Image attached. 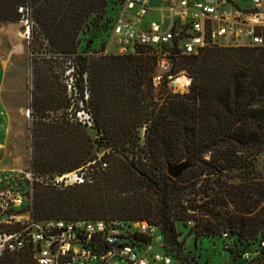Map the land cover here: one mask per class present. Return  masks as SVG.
I'll list each match as a JSON object with an SVG mask.
<instances>
[{"label": "trees", "instance_id": "obj_1", "mask_svg": "<svg viewBox=\"0 0 264 264\" xmlns=\"http://www.w3.org/2000/svg\"><path fill=\"white\" fill-rule=\"evenodd\" d=\"M25 1L0 0V21H18ZM31 1L53 52L75 54L82 24L93 13L104 29V50L122 0ZM47 59L36 57L35 87L44 88L45 96L58 89L64 95L66 87L41 65ZM158 62L143 48L89 59L94 129L112 146L102 156L108 167L96 173L93 184L59 188L35 182L33 217L147 220L160 225L168 240L176 239V221L194 218L196 239L228 232L241 243L259 240L264 257V174L258 168L264 157V47L213 48L179 57L154 93ZM182 69L191 77L189 91L174 94L166 76ZM55 101L70 107L66 96ZM40 129L55 134L49 123ZM82 155L56 175L98 157L92 147ZM183 161L190 168L178 179L169 177L168 166ZM0 264L33 261L25 250L4 252Z\"/></svg>", "mask_w": 264, "mask_h": 264}, {"label": "built area", "instance_id": "obj_2", "mask_svg": "<svg viewBox=\"0 0 264 264\" xmlns=\"http://www.w3.org/2000/svg\"><path fill=\"white\" fill-rule=\"evenodd\" d=\"M21 24L29 28L27 20ZM106 42L98 56L148 49L162 57L170 71L179 57L198 56L208 49L261 48L264 0H122ZM85 120L92 126L89 115ZM106 152L76 170L55 175L51 184H93L96 173L108 167L102 160ZM18 180L29 184L28 193L15 186ZM39 181L30 167L0 172V256L27 250L33 264H197L182 238L168 240L160 225L147 220L35 219L26 202ZM10 226L15 230L2 228Z\"/></svg>", "mask_w": 264, "mask_h": 264}, {"label": "rangeland", "instance_id": "obj_3", "mask_svg": "<svg viewBox=\"0 0 264 264\" xmlns=\"http://www.w3.org/2000/svg\"><path fill=\"white\" fill-rule=\"evenodd\" d=\"M22 7L27 9V11L24 10L23 13H20L18 10V13H20L18 21H0V24L4 26L11 25L19 27L21 22L27 20L30 29L29 40H23L24 49L22 53L18 55L9 50V53H11L9 57L11 61L3 62L0 65V91L2 90L3 84L2 73L7 68V65L10 64L14 70L16 79L14 84L16 90L13 92L11 102L14 117L10 119V123L14 130H23L27 165L23 170L28 167L32 168L40 177L38 183L54 187L51 182L56 173L65 167H69L75 161H78L84 152L90 150V147H92L93 152L97 156L104 151H111L112 149L111 144L107 140L103 138L99 139L98 133L94 129L95 109L91 103L93 84L91 83L88 68L89 59L91 57H99L98 53L101 52L100 45L105 39V33L103 26L100 22L96 21L95 13H93L83 22L77 36V52L75 54L63 52L54 53L46 36L42 34L41 29L35 21V7L32 1L26 0ZM32 43L34 44V48H32ZM38 56L48 58L44 61L41 60V65L42 67H47V69L50 67L49 69L52 75L58 77L59 83L66 87V93L64 95L62 89H58L56 95L52 93L45 96L42 94V89L44 88L37 89L35 87L36 78L34 68L36 65V57ZM158 60L157 76L153 78L154 93L159 92L162 88L163 80L165 79L164 75H166L165 71L167 69L164 67L166 63L163 58L159 57ZM161 69L163 71L160 72ZM182 72L189 75L187 70L182 69L166 76L168 80L167 86L174 94H183L189 91V88L182 89L177 86H172L173 79L175 78L171 77L178 76ZM21 81L22 85L20 84ZM74 88H76V91ZM80 89L83 91L82 98ZM64 96H66L70 103L68 110L60 108L59 101H55V99L63 100ZM49 99L51 102H46ZM42 108L49 110L44 112ZM87 115L90 117L92 126L83 122L86 121ZM43 123L52 125L55 134L47 136L45 131L41 129L37 130L39 124ZM64 131H67L66 134H63ZM140 133L142 136L141 141L144 142L143 130ZM16 145L18 144H11L13 150L16 149ZM20 160L19 155L16 156L15 154L14 161L18 162ZM44 162L46 166L40 167ZM258 168L264 174L263 156L259 158ZM15 186H18V189L25 193L29 191V184L25 182L18 180ZM33 199L34 195L32 191V197L29 200L30 204H28V201L26 202V206L31 205L30 207L32 208ZM33 214L34 210H32ZM63 214L70 215V218H73L70 212H63ZM196 223L197 221L194 218L176 221V239H183L190 253L194 255L193 257L197 264L263 263L264 257L261 252L259 240L249 243L244 241L241 243L237 236L229 233L228 237L224 238L223 232L196 239ZM3 230H15V226L4 227ZM224 245H227L228 249H225Z\"/></svg>", "mask_w": 264, "mask_h": 264}, {"label": "crops", "instance_id": "obj_4", "mask_svg": "<svg viewBox=\"0 0 264 264\" xmlns=\"http://www.w3.org/2000/svg\"><path fill=\"white\" fill-rule=\"evenodd\" d=\"M156 3V1H153ZM2 50V49H1ZM0 50V65L3 62L11 61L9 50ZM8 53V54H7ZM3 54V55H2ZM5 55V56H4ZM2 90L0 91V172L22 170L26 167V154L24 151L23 130H14L10 119L14 117L12 107V96L16 90L14 70L10 64L2 73ZM22 85V81L20 82ZM20 91H22L19 88ZM17 143L13 150L11 144ZM19 155L20 161L15 162L14 156Z\"/></svg>", "mask_w": 264, "mask_h": 264}, {"label": "bare ground", "instance_id": "obj_5", "mask_svg": "<svg viewBox=\"0 0 264 264\" xmlns=\"http://www.w3.org/2000/svg\"><path fill=\"white\" fill-rule=\"evenodd\" d=\"M27 33H30V29L23 24H20L19 27L0 24V50H11V52L20 55L24 49L23 40L26 39ZM174 83L179 88L187 89V86L190 84V78L186 73L182 72L175 77Z\"/></svg>", "mask_w": 264, "mask_h": 264}, {"label": "water", "instance_id": "obj_6", "mask_svg": "<svg viewBox=\"0 0 264 264\" xmlns=\"http://www.w3.org/2000/svg\"><path fill=\"white\" fill-rule=\"evenodd\" d=\"M163 71V69L160 70V72ZM166 73L170 72V68H167ZM172 86L176 87V84L174 81L172 82ZM190 168V165L188 162L183 161L181 163L170 165L167 169V175L171 177L172 179H178L184 172H186Z\"/></svg>", "mask_w": 264, "mask_h": 264}]
</instances>
